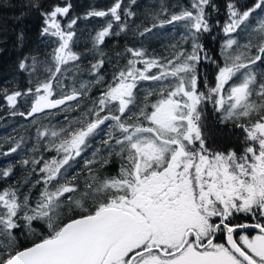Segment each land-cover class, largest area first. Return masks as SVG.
Returning <instances> with one entry per match:
<instances>
[{
    "label": "snow or ice",
    "instance_id": "snow-or-ice-1",
    "mask_svg": "<svg viewBox=\"0 0 264 264\" xmlns=\"http://www.w3.org/2000/svg\"><path fill=\"white\" fill-rule=\"evenodd\" d=\"M28 7L42 18L39 35L54 38L56 46L44 60L24 57L18 67L35 74L34 87L5 89L3 99L15 109L19 98L30 96L27 113L11 114L62 115L65 123L37 128L44 151L55 155L22 160L27 177L0 187V264H264V18L255 28L248 23L264 11V0L244 10L227 3L222 64L200 42L212 31V0L174 5L180 11L171 13L161 4L150 13L151 26H135L143 37L180 23L190 51L173 44L169 57H157L126 47L115 61H106L102 46L131 31L125 17L136 12L124 0L92 8L82 18L105 24L91 37L92 79L78 87L83 54L74 45L81 17L71 16L69 0H28ZM240 32L247 33L246 43L233 35ZM205 60L216 64L214 85L201 77ZM106 63L114 69L110 77ZM69 74L74 85L65 91ZM143 82L152 86L143 89ZM209 104L219 125L234 136L238 130L236 144H210ZM12 175V166L0 170V179Z\"/></svg>",
    "mask_w": 264,
    "mask_h": 264
},
{
    "label": "trees",
    "instance_id": "trees-1",
    "mask_svg": "<svg viewBox=\"0 0 264 264\" xmlns=\"http://www.w3.org/2000/svg\"><path fill=\"white\" fill-rule=\"evenodd\" d=\"M47 3L50 0H41ZM73 5L71 16L81 17L75 26L76 44L74 51L82 53L81 71L75 74V86L78 87L79 81L91 80L89 75L90 63L95 61V53L89 51L92 48L91 37L97 30L105 24L104 18L83 19L84 14L92 8L97 10H106L114 3V0H69ZM190 0H137L136 5H131L130 0H124L125 7H131L136 16L130 20L125 17L131 31L121 33L120 36H111L106 38L105 45L102 46L103 51L107 54L106 61L111 59L115 61L116 52H124L126 47L144 48L150 56L169 57L173 51L171 45L177 44L186 50H191L190 42L185 43L183 36L186 34L182 24L166 25L164 28L153 29L152 33H148L141 37L138 34L136 25H139V30L142 31L145 26H151L152 19L150 13L159 11L161 4L168 8L169 13L179 12L180 7L174 5L189 6ZM215 4V9L209 7V22L212 25V31L201 36L200 42L204 45L207 53L218 63H223L221 55V47L227 39L222 29L228 19L227 3L230 0H212ZM237 4L241 10L252 7L256 0H231ZM264 18V11L257 10L250 17V28H255L259 19ZM67 23V18L63 21ZM42 27V18L35 10L28 7V0H0V170L6 169L9 166L13 167V175L7 179H0V187H7L9 184L15 185L17 181L27 177L28 172L21 164L24 159L31 160L33 157L39 158L41 155L45 159H50L55 153L44 151V141L39 140L37 128L43 125H48L51 120L52 124H64L63 116L55 118L46 116L45 113L37 114L30 118H25L20 115H12L13 111L25 112L30 110L31 97L25 96L18 99L15 109L10 108L7 102L3 99V91L8 92L19 90L25 92L29 87H34L35 74L30 76L28 72H22L18 65L24 57L37 56L38 59L44 60L51 49L56 45L53 43L54 38L41 37L39 30ZM250 30V29H249ZM23 32L24 40H18V35ZM241 44L247 42V33L240 32L239 35L233 34ZM126 61L121 59L119 65L123 66ZM29 63L31 61L29 60ZM264 67V66H262ZM114 69L112 64L106 63L103 72L106 77H110ZM201 77L207 78L212 85L215 83V73L217 71L216 64L211 61H202L199 65ZM73 74H69V79L64 81L67 84L65 91H71L74 81L71 78ZM43 78V77H41ZM30 80L32 83H30ZM151 82H143L142 88L151 87ZM203 90V89H202ZM59 89L57 93L59 94ZM99 95L98 88L91 90V97L95 98ZM75 103V102H72ZM84 106H88L90 101L87 97L82 101ZM212 106L208 105L206 120V129L212 133L214 147L231 146L236 141V136L239 135L236 130V136L232 134L229 128L221 126L217 123L216 117L211 111ZM75 116L77 113H71ZM19 143L20 147L14 153L3 155L9 152L10 148L15 147ZM220 143V144H218ZM221 145V146H218ZM95 146H99L98 143ZM38 147L40 151L34 152L33 148ZM239 150V149H238ZM90 152L85 154L83 159L90 158ZM79 165H74L77 170L83 168V159H80ZM28 166V170L31 169ZM112 171H115L113 166ZM35 178V176H33ZM39 187V186H38ZM34 195L38 194L37 190H33Z\"/></svg>",
    "mask_w": 264,
    "mask_h": 264
},
{
    "label": "rangeland",
    "instance_id": "rangeland-1",
    "mask_svg": "<svg viewBox=\"0 0 264 264\" xmlns=\"http://www.w3.org/2000/svg\"><path fill=\"white\" fill-rule=\"evenodd\" d=\"M206 133H207L209 139H213V138H212V133H209V131H207V129H206ZM209 142H210V144L213 146V141H209ZM218 144H220V143H218ZM234 144H236V141H235ZM218 146H221V145H218Z\"/></svg>",
    "mask_w": 264,
    "mask_h": 264
},
{
    "label": "water",
    "instance_id": "water-1",
    "mask_svg": "<svg viewBox=\"0 0 264 264\" xmlns=\"http://www.w3.org/2000/svg\"><path fill=\"white\" fill-rule=\"evenodd\" d=\"M26 118V117H25ZM27 118H30V117H27Z\"/></svg>",
    "mask_w": 264,
    "mask_h": 264
}]
</instances>
